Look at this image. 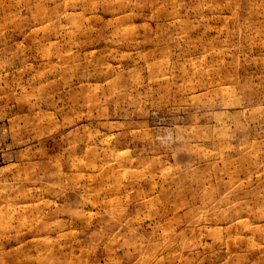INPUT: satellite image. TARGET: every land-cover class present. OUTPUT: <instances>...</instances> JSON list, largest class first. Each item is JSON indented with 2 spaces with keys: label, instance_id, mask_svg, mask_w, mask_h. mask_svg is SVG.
Instances as JSON below:
<instances>
[{
  "label": "rangeland",
  "instance_id": "374dc122",
  "mask_svg": "<svg viewBox=\"0 0 264 264\" xmlns=\"http://www.w3.org/2000/svg\"><path fill=\"white\" fill-rule=\"evenodd\" d=\"M0 264H264V0H0Z\"/></svg>",
  "mask_w": 264,
  "mask_h": 264
}]
</instances>
